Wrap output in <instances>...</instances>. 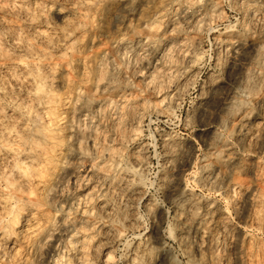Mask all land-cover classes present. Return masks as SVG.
<instances>
[{"label":"rangeland","instance_id":"obj_1","mask_svg":"<svg viewBox=\"0 0 264 264\" xmlns=\"http://www.w3.org/2000/svg\"><path fill=\"white\" fill-rule=\"evenodd\" d=\"M0 264H264V0H0Z\"/></svg>","mask_w":264,"mask_h":264},{"label":"bare ground","instance_id":"obj_2","mask_svg":"<svg viewBox=\"0 0 264 264\" xmlns=\"http://www.w3.org/2000/svg\"><path fill=\"white\" fill-rule=\"evenodd\" d=\"M128 13H129V11H128V9H127V7L125 5L121 6V8L117 11V14H120V15L121 14L125 15V14H128ZM173 201H174L175 205H177V206H179L182 203L178 199V197H174Z\"/></svg>","mask_w":264,"mask_h":264}]
</instances>
